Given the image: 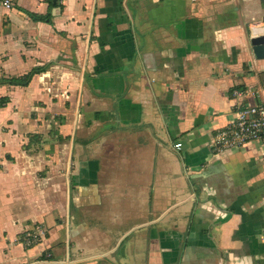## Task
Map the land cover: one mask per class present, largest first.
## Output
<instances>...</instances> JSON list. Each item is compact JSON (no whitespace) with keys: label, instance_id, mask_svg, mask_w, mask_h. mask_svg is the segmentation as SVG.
Masks as SVG:
<instances>
[{"label":"crops","instance_id":"crops-1","mask_svg":"<svg viewBox=\"0 0 264 264\" xmlns=\"http://www.w3.org/2000/svg\"><path fill=\"white\" fill-rule=\"evenodd\" d=\"M263 34L264 0H0V80L44 66L0 83V264H264V142L211 146Z\"/></svg>","mask_w":264,"mask_h":264},{"label":"built area","instance_id":"built-area-1","mask_svg":"<svg viewBox=\"0 0 264 264\" xmlns=\"http://www.w3.org/2000/svg\"><path fill=\"white\" fill-rule=\"evenodd\" d=\"M3 3L7 7L11 6V0H3ZM258 95L259 90L250 86H234L230 90L232 117L211 141L215 155L240 150L253 141L264 142V103L258 100ZM175 143L174 147L181 149L183 143ZM44 233V226L35 225L27 232L29 239L25 243L33 244ZM260 239L264 241V229L260 233Z\"/></svg>","mask_w":264,"mask_h":264},{"label":"trees","instance_id":"trees-1","mask_svg":"<svg viewBox=\"0 0 264 264\" xmlns=\"http://www.w3.org/2000/svg\"><path fill=\"white\" fill-rule=\"evenodd\" d=\"M48 1H49L50 8L58 3V0H48ZM27 13L35 21H46V22L52 23V16L53 15L51 13V9L45 14H37V13L29 12V11H27ZM43 70H44V66H38V67L34 68L33 70H31L30 72H28L24 75H21L18 77L3 78L2 80H0V83L4 82V83H10L13 85L25 86V85L29 84V82L32 79V76L34 74L39 73ZM7 101H8L7 96L1 97L0 98V105L1 106L6 105Z\"/></svg>","mask_w":264,"mask_h":264},{"label":"rangeland","instance_id":"rangeland-1","mask_svg":"<svg viewBox=\"0 0 264 264\" xmlns=\"http://www.w3.org/2000/svg\"><path fill=\"white\" fill-rule=\"evenodd\" d=\"M25 135L28 141H25L20 146L19 153H40L45 154L46 135L44 133H36L35 131H26ZM44 171L39 172V178H44Z\"/></svg>","mask_w":264,"mask_h":264},{"label":"water","instance_id":"water-1","mask_svg":"<svg viewBox=\"0 0 264 264\" xmlns=\"http://www.w3.org/2000/svg\"><path fill=\"white\" fill-rule=\"evenodd\" d=\"M254 53L259 58H264V34L252 38Z\"/></svg>","mask_w":264,"mask_h":264}]
</instances>
